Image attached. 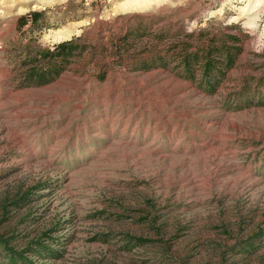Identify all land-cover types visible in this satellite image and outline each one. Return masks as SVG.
<instances>
[{"label": "rangeland", "instance_id": "374dc122", "mask_svg": "<svg viewBox=\"0 0 264 264\" xmlns=\"http://www.w3.org/2000/svg\"><path fill=\"white\" fill-rule=\"evenodd\" d=\"M221 44L214 79L185 70ZM0 236L34 264H264V0H0Z\"/></svg>", "mask_w": 264, "mask_h": 264}, {"label": "trees", "instance_id": "16d2710c", "mask_svg": "<svg viewBox=\"0 0 264 264\" xmlns=\"http://www.w3.org/2000/svg\"><path fill=\"white\" fill-rule=\"evenodd\" d=\"M40 16V12L38 11H31L28 14H24L20 16V25H24L30 20L31 22H36L38 17ZM30 17V19H28ZM230 39L235 42L237 40L236 35L228 36ZM80 38V37H79ZM78 38V39H79ZM77 38H71L56 44L52 51H48L44 54L47 56L46 58H50L51 60L57 59L62 57L63 60L68 61L74 52L80 51L81 45L78 44ZM115 47H117L115 45ZM86 48L82 46L81 49ZM185 50H188L187 48ZM240 50L239 47L236 45L234 46H226L225 44H221L220 46H213L209 47L204 53L203 56H199L197 53L191 54L187 53L182 60V64L188 72H192L194 67L191 66V63L197 62L198 58L202 60L201 63V79H214V77L220 72H222V68L225 67L226 69L230 67L233 63L234 56ZM222 54H225V61L223 60ZM35 57H38L35 55ZM193 58V59H192ZM41 62H39V67ZM30 71L29 74L33 79H37L36 83H43L46 79H50L52 76L46 78V74H48L47 69L49 67H45V65H41V68L38 70L35 68V65L29 67ZM56 72L60 69L56 68ZM52 70V69H51ZM190 78H193L190 75ZM23 197L21 199L23 200ZM20 199V200H21ZM45 243L41 242L40 240H36L30 245L26 246L24 249L21 250H14L12 246H10L6 239L0 236V254L3 255L5 258L4 261H0V264H34V261L28 259V254L33 255H43L48 254V252H52V249L48 248V245H44Z\"/></svg>", "mask_w": 264, "mask_h": 264}]
</instances>
